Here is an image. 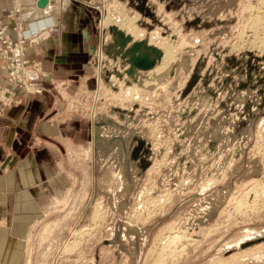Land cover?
<instances>
[{
    "label": "rangeland",
    "instance_id": "obj_1",
    "mask_svg": "<svg viewBox=\"0 0 264 264\" xmlns=\"http://www.w3.org/2000/svg\"><path fill=\"white\" fill-rule=\"evenodd\" d=\"M96 10L92 78L76 90L51 79L47 120L82 121L49 145L65 187L35 221L0 219L20 242L19 264H264V0H108ZM125 14H137L125 32H143L133 39L174 54L161 81L148 73L164 71L163 58L127 84L103 51ZM135 137L150 149L144 171Z\"/></svg>",
    "mask_w": 264,
    "mask_h": 264
},
{
    "label": "crops",
    "instance_id": "obj_2",
    "mask_svg": "<svg viewBox=\"0 0 264 264\" xmlns=\"http://www.w3.org/2000/svg\"><path fill=\"white\" fill-rule=\"evenodd\" d=\"M106 1L49 0L46 6L40 7L38 0H22L24 30L33 20L53 18L55 23L31 38L26 37L30 58L39 61L47 75L46 91L41 95L22 93L25 96L20 107L0 112V219L4 222L35 221L43 215L51 191H61L65 187L63 183L66 184L67 179L60 169L59 155L49 145L56 141L52 137H73L72 129L82 130V121L72 117L55 126L47 120L45 115L57 103L51 79L57 84L68 82L69 88L75 90L88 84L92 78L91 59L98 41L92 18L96 6ZM13 4L14 0H0V11L12 9ZM0 73L6 74L2 59ZM22 110H27L26 114ZM87 127L85 135L90 137ZM56 130L60 133L56 134ZM34 137L47 141L37 142ZM17 230L21 235L25 232ZM8 232L0 227L1 264H19L20 242ZM14 247L18 250L12 249Z\"/></svg>",
    "mask_w": 264,
    "mask_h": 264
},
{
    "label": "built area",
    "instance_id": "obj_3",
    "mask_svg": "<svg viewBox=\"0 0 264 264\" xmlns=\"http://www.w3.org/2000/svg\"><path fill=\"white\" fill-rule=\"evenodd\" d=\"M22 0H14L12 9L0 11V59L6 71L0 75V104L20 102L22 93L41 95L46 91L41 63L30 58L28 40L23 35Z\"/></svg>",
    "mask_w": 264,
    "mask_h": 264
},
{
    "label": "water",
    "instance_id": "obj_4",
    "mask_svg": "<svg viewBox=\"0 0 264 264\" xmlns=\"http://www.w3.org/2000/svg\"><path fill=\"white\" fill-rule=\"evenodd\" d=\"M48 2L49 0H38V5L40 7H44L48 4ZM142 4L145 6L147 4V0H142ZM109 31L111 32V38L107 44L103 45V51L108 55V57L113 58L116 61L118 58L120 59V64L124 71L116 70L115 73L122 77L124 75L123 72H125L129 76L126 80L127 84L134 81L138 82L141 71H149L153 69L158 62H160L163 55L162 50L157 46L150 44L147 39H133L131 34L126 33L116 25L110 26ZM105 33L106 30L104 29V34ZM108 74L109 71H106V79L108 78ZM198 79L199 73L196 71L193 73L188 87L191 88ZM207 82L208 79H205L204 83L207 84ZM103 123V120L96 122V133L98 132V126ZM135 138L139 141V145L134 148L133 157L141 161V171H144L150 164L148 159L150 149L145 144L144 140L139 137Z\"/></svg>",
    "mask_w": 264,
    "mask_h": 264
},
{
    "label": "bare ground",
    "instance_id": "obj_5",
    "mask_svg": "<svg viewBox=\"0 0 264 264\" xmlns=\"http://www.w3.org/2000/svg\"><path fill=\"white\" fill-rule=\"evenodd\" d=\"M84 12V11H83ZM123 16V15H122ZM121 16L120 15H117L115 18V20H112V21H115L116 24L118 25V27L122 30L125 31V28H129L131 26H133L134 24V21L135 19L137 18V14L133 15V16H130L128 14H125L123 19L120 21L119 20V23L116 21L120 18ZM111 20V19H110ZM109 22V21H108ZM134 30H135V33L134 34H131L129 32L126 31V33L128 34H131L133 38H136L137 36H140L141 34H143V32L141 31L140 28H138V26H134ZM262 42V41H261ZM161 44V47H164L165 49V52H164V56L162 57L163 58V63L165 64L164 66V71H162V68L161 70L160 69H156V70H153L151 71V73H148L149 74H153L154 77H152L154 80H162L164 78L167 77V75L169 74L168 73V69L171 67V64L173 63V59H174V54L170 51L167 50V44L165 42H162L160 43ZM119 60V59H118ZM112 63V61H111ZM116 63V62H113V64ZM119 65V64H118ZM142 72V71H141ZM141 75V74H140ZM148 78V77H147ZM148 80V79H147ZM146 80V84L150 83V81H147ZM157 82V81H156ZM161 86V85H160ZM94 218H99V210L97 209L95 211V214H94ZM101 218V217H100ZM99 218V219H100ZM90 227V226H89ZM86 228V227H85ZM92 228V227H91ZM94 229V228H93ZM175 236V235H174ZM71 243V242H70ZM63 250V249H62Z\"/></svg>",
    "mask_w": 264,
    "mask_h": 264
},
{
    "label": "clouds",
    "instance_id": "obj_6",
    "mask_svg": "<svg viewBox=\"0 0 264 264\" xmlns=\"http://www.w3.org/2000/svg\"><path fill=\"white\" fill-rule=\"evenodd\" d=\"M55 23L53 18L33 20L26 25V28L23 32L25 37L31 38L32 36L39 33L41 30L45 29L47 26Z\"/></svg>",
    "mask_w": 264,
    "mask_h": 264
}]
</instances>
